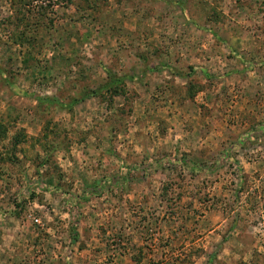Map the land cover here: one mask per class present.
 I'll return each mask as SVG.
<instances>
[{
  "label": "rangeland",
  "instance_id": "rangeland-1",
  "mask_svg": "<svg viewBox=\"0 0 264 264\" xmlns=\"http://www.w3.org/2000/svg\"><path fill=\"white\" fill-rule=\"evenodd\" d=\"M0 264H264V0H0Z\"/></svg>",
  "mask_w": 264,
  "mask_h": 264
}]
</instances>
